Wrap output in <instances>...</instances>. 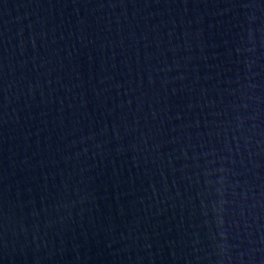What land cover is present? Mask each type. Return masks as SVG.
I'll return each mask as SVG.
<instances>
[{
	"label": "water",
	"instance_id": "1",
	"mask_svg": "<svg viewBox=\"0 0 264 264\" xmlns=\"http://www.w3.org/2000/svg\"><path fill=\"white\" fill-rule=\"evenodd\" d=\"M0 264H110L1 65Z\"/></svg>",
	"mask_w": 264,
	"mask_h": 264
}]
</instances>
